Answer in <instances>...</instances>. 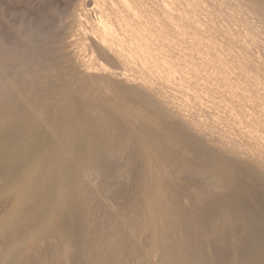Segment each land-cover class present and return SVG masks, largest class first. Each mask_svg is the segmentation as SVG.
I'll return each mask as SVG.
<instances>
[{
	"label": "bare ground",
	"instance_id": "bare-ground-1",
	"mask_svg": "<svg viewBox=\"0 0 264 264\" xmlns=\"http://www.w3.org/2000/svg\"><path fill=\"white\" fill-rule=\"evenodd\" d=\"M82 4L0 82V264H264V0Z\"/></svg>",
	"mask_w": 264,
	"mask_h": 264
},
{
	"label": "rangeland",
	"instance_id": "rangeland-1",
	"mask_svg": "<svg viewBox=\"0 0 264 264\" xmlns=\"http://www.w3.org/2000/svg\"><path fill=\"white\" fill-rule=\"evenodd\" d=\"M77 1L76 3V0H0V82L7 81L8 77L13 78L17 75V72H20L19 59L21 60V66L28 68L32 58L38 59L35 54L38 50L48 51V48L51 49L57 44L59 45L58 42L63 44V31L71 22L73 11L78 7L85 9L82 4L83 0ZM93 17L95 18L94 14L89 15L91 20L94 19ZM24 55L26 57L24 59L28 58L27 60L21 59ZM23 60L25 61L24 65H22ZM0 84L1 91L2 84L5 85L6 83ZM126 184L128 185L127 181ZM127 185H125V188ZM242 194L247 204L250 203L248 205H257V202L252 200V195L248 194L246 189H242ZM227 197L226 199L229 200L230 196ZM259 197H255V200L259 199V206L257 205L259 208L256 210L258 215L256 214V216L261 218L264 209L261 208L263 204L260 203L262 196Z\"/></svg>",
	"mask_w": 264,
	"mask_h": 264
}]
</instances>
